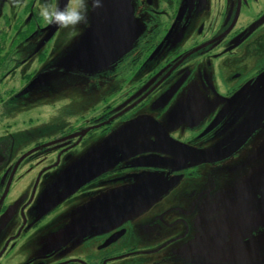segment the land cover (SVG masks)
I'll use <instances>...</instances> for the list:
<instances>
[{
  "label": "flooded vegetation",
  "instance_id": "flooded-vegetation-1",
  "mask_svg": "<svg viewBox=\"0 0 264 264\" xmlns=\"http://www.w3.org/2000/svg\"><path fill=\"white\" fill-rule=\"evenodd\" d=\"M43 2L0 0V123L22 84L37 72L27 66L11 79L7 60L19 57L20 43L44 32L37 61H47L59 29L39 16ZM131 2L143 28L124 49L106 43L109 55L98 67L109 69L114 86L103 98L102 113L92 119L105 122L108 132L135 115L140 133L126 142L133 156L117 164L114 155L116 165L100 175L96 170L66 174L73 193L59 195L34 214L29 185L25 182L19 193L15 187L29 172H36L30 186H37L72 144L97 142L92 135L97 125H84L85 135L66 148L61 141L68 133L71 137L74 125L35 136L17 143L10 157L12 126L2 123L0 264H264V0ZM119 3L123 20L118 26H127V0ZM213 28L220 31L213 34ZM34 55L29 51L22 58L25 64ZM213 76L218 83L208 92ZM171 108L177 111L173 130L170 119H164ZM54 144L61 148L49 149ZM68 151L61 167L69 163ZM22 165L26 169L20 172ZM118 175L137 177L147 188L176 182L175 175L181 179L160 200L163 206L155 203L139 215H102L103 226L87 232L80 228L77 234L80 224L66 217L70 209L58 210L62 202ZM71 223L75 227L70 229Z\"/></svg>",
  "mask_w": 264,
  "mask_h": 264
},
{
  "label": "rangeland",
  "instance_id": "rangeland-1",
  "mask_svg": "<svg viewBox=\"0 0 264 264\" xmlns=\"http://www.w3.org/2000/svg\"><path fill=\"white\" fill-rule=\"evenodd\" d=\"M120 1L102 0L103 6L96 9H93L89 2L88 25H79L76 35H70L68 29L59 28L53 38L47 61H37V51L42 45L44 35V32H41L33 37V41L28 39L25 43H20V47L18 46L15 50L19 57L7 60L8 62L5 64V68L9 72L8 77L11 79L14 77V73L27 66H31L32 69L37 68L36 75L29 82L22 84L25 85L24 90L22 89L21 95L16 97L15 104L10 105L7 112L1 115L2 123L9 122L12 126L9 129V132L12 133V137H10L12 142L6 150L7 156H13L12 151L17 143L28 139L31 141L35 136H51L58 130H69L74 125L75 128L70 132L72 133L71 137L68 136V133L61 141L66 148L67 142L71 143L73 138L81 139L85 135L87 130L83 127L84 125H97L92 129V135L97 142L92 145H90L91 143L86 145L81 143L73 146L72 144L69 151L67 149L62 152L59 166L53 171L43 174L37 186H30V183L35 179L36 172L28 171L29 173L23 177L22 182L15 187L14 193H19L23 190L25 182L29 185V189L32 190L30 205L36 204L32 211L34 214L39 210L44 211L49 208L51 201H54L59 195L62 196L68 191L73 193L66 174L69 173L70 177L79 173L90 175L96 170L100 175L116 165V160L118 164L124 156L128 158L133 156L132 148L130 147L128 150L126 142L137 139L140 133L135 115H128L123 121L124 124L108 132L103 130L105 122L100 119H92L93 116L98 118L102 113L100 105L103 98L110 95L111 88L114 86V81L107 73L109 69L103 71L105 66L98 67L100 62H105L109 55L106 43L112 47L120 46L124 49L128 44V38L139 33L143 28L139 25L140 21L137 19L131 0H127L126 6V19L129 25L118 26L119 22L123 20L119 8ZM57 3L60 6L61 0H57ZM132 12L133 14L135 12L134 18ZM215 29H212L213 34L220 31L219 28ZM108 40L109 42H107ZM29 42L32 43V46L28 45ZM209 45L207 48L210 47ZM29 51L35 55L25 64L22 58H26ZM150 68L147 67V70ZM199 69L205 70V67L200 66ZM98 71L100 74L97 73ZM16 81L18 82V80ZM208 81H213L210 82V88L207 90L209 92L211 87L216 86L218 82L214 83L217 81V77L214 78V76L212 79L208 77ZM111 112L108 111L109 114ZM176 113L175 108H171L164 115L165 120L170 119L167 122L169 130H173L171 122ZM2 123H0V130H3ZM6 145L7 143L4 144V148ZM59 148H61L60 144H54L49 149L57 150ZM114 149L115 154L111 156L110 153ZM67 151L69 156L66 162L69 163L61 167L62 157ZM134 153L138 154L139 152L134 151ZM114 155H117L116 160L111 159ZM160 166L168 165L160 164ZM92 168H94L93 171ZM25 169L26 166L22 165L20 172ZM96 174L95 176H97ZM163 175L164 171L161 170L160 178ZM171 179L180 180L181 178L180 175H175ZM132 180H134L132 176L126 177L125 175L107 177L98 181L95 186L81 190L79 195L64 200L58 210L70 209L66 217H73L74 219L70 218L69 222L71 220L80 224V227H76L77 234L80 228L83 230L82 232L96 231L93 228L105 224L104 220L106 219H100L102 215H139L141 211L155 203H160V206H163L160 200L167 198L170 190L178 182L177 180L176 182L169 181V183L160 181L153 184L154 187L147 188L143 187V180L137 177L134 180L135 185L131 186L129 183ZM31 192L28 191V197ZM179 209L181 210V208ZM180 210L177 215L181 216L183 220L185 215ZM68 227L71 229L75 226L71 223Z\"/></svg>",
  "mask_w": 264,
  "mask_h": 264
},
{
  "label": "clouds",
  "instance_id": "clouds-1",
  "mask_svg": "<svg viewBox=\"0 0 264 264\" xmlns=\"http://www.w3.org/2000/svg\"><path fill=\"white\" fill-rule=\"evenodd\" d=\"M89 2L93 9L103 6L102 0H66L61 8L57 0H44L39 4V16L46 25H56L68 29L70 35H76L79 25L89 23Z\"/></svg>",
  "mask_w": 264,
  "mask_h": 264
},
{
  "label": "water",
  "instance_id": "water-1",
  "mask_svg": "<svg viewBox=\"0 0 264 264\" xmlns=\"http://www.w3.org/2000/svg\"><path fill=\"white\" fill-rule=\"evenodd\" d=\"M66 0H62L61 2V8H63L65 6Z\"/></svg>",
  "mask_w": 264,
  "mask_h": 264
}]
</instances>
